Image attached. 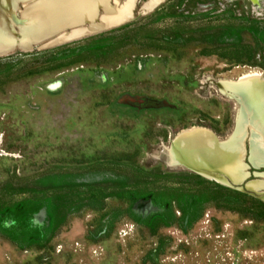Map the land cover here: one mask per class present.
<instances>
[{"label":"rangeland","instance_id":"obj_1","mask_svg":"<svg viewBox=\"0 0 264 264\" xmlns=\"http://www.w3.org/2000/svg\"><path fill=\"white\" fill-rule=\"evenodd\" d=\"M39 1L0 0L13 34ZM146 1L107 24L97 8L96 29L60 41L89 23L65 26L0 62V264H264V199L198 175L209 182L199 184L170 154L185 130L225 142L241 127V179L250 128L249 160L264 165V100L256 122L231 98H259L237 83L264 79V0H162L142 12ZM247 170L248 189L264 192V168ZM206 190L212 200L198 201ZM55 194L69 198L57 228ZM37 199L41 208L27 206Z\"/></svg>","mask_w":264,"mask_h":264},{"label":"bare ground","instance_id":"obj_2","mask_svg":"<svg viewBox=\"0 0 264 264\" xmlns=\"http://www.w3.org/2000/svg\"><path fill=\"white\" fill-rule=\"evenodd\" d=\"M6 1L9 3V0ZM161 1L147 0L142 5L141 11H149ZM135 2L136 0H126L121 9H114L110 8L107 0H40L26 8L24 13L26 21L20 27L17 35L11 32L9 24V26L4 24L7 22L1 18L3 14L0 13V45L4 46L11 41L13 42L18 37L16 40L19 44L16 47L28 49L42 37L60 32L65 26H72L81 21L89 23L87 28H72L67 32L57 35L60 41L70 40L89 30H94L100 25H97L95 22V11L97 8L104 10L100 21L102 22L101 24H107L131 17V11ZM239 83L241 87L259 95L257 100H252L245 95L239 97L241 103L239 118L243 120L252 117L253 120L258 122L254 115L260 113L263 108L261 101L262 99L264 100V79L258 74L251 72L242 75ZM260 124L263 125V122L261 121ZM255 132L260 133L257 129H255ZM242 136V128L238 127L234 136L219 144L207 130L203 128H191L180 133L177 141L172 143L173 147L170 150L171 158L178 164H184L183 162L185 161L193 163L195 169L203 166L207 169L206 173L209 177L222 183H226L227 181L220 174L227 175L229 179L236 183L239 181L241 175L239 139ZM258 152H261L260 147L257 144H252V160H256L255 155ZM249 187L253 190L257 189V186L254 184H250Z\"/></svg>","mask_w":264,"mask_h":264},{"label":"trees","instance_id":"obj_3","mask_svg":"<svg viewBox=\"0 0 264 264\" xmlns=\"http://www.w3.org/2000/svg\"><path fill=\"white\" fill-rule=\"evenodd\" d=\"M131 24H124L122 26H119L117 28H113L109 31H107L105 34H112L114 32H119V31H123V30H126L130 27ZM103 35V34H102ZM105 47H95V49H98V50H101ZM22 56H25V55H28L27 53H24V54H20ZM13 57L12 56H7V57H0V62L2 61H7L5 63H8L9 60H12ZM187 178H193V179H197L198 183L199 184H208L209 182L200 178L198 175H191ZM123 186V185H121ZM214 187L215 188H218V189H225V190H228L226 189L225 187L219 185V184H214ZM16 192H19V193H23L25 192V189L23 188H18V189H15ZM205 194V195H204ZM212 194L213 192H211L210 190H206L205 193H203L202 195H200V197L197 198V200L199 201H208V200H212ZM116 196L118 197H121V195H119L118 193L115 194ZM44 199H37L36 201L32 202V201H29L28 202V205H30V208H33V209H39L42 207V205L44 204L43 201ZM68 200L69 198H66V196H62V195H59V194H55L53 197H51V199H48L47 201V210H48V216H49V219H50V222L53 226V228H57L58 226H60L62 224V222L64 221L65 219V208H66V205L68 203ZM18 207H23L25 205L24 202H20L18 205H16L14 207V213L15 215L17 216L18 213H19V208Z\"/></svg>","mask_w":264,"mask_h":264},{"label":"water","instance_id":"obj_4","mask_svg":"<svg viewBox=\"0 0 264 264\" xmlns=\"http://www.w3.org/2000/svg\"><path fill=\"white\" fill-rule=\"evenodd\" d=\"M11 19H12V21H14V22H21L20 21V19H18V18H16L15 16H14V14H11ZM39 42H41V41H39ZM38 42V43H39ZM19 43L18 42H10V43H8V44H5L4 46H2V45H0V57H4V56H6V55H8L9 54V52L12 50H15V47H16V45H18ZM32 47V46H31ZM30 47V48H31ZM43 48V47H42ZM238 85H240L241 86V84L240 83H237ZM231 98H233V99H235L236 101H237V103L240 105V101H239V99L236 97V96H234V97H232L231 96ZM250 128H246L245 129V132H244V139H243V158H242V161H243V164H244V166H245V168H244V174H243V178H241L238 182H236V183H234V181H232L231 179H229V177L227 176V175H225V174H220V176L222 177V178H224L227 182V184L226 183H221V182H219V181H217V180H215V179H212V178H210L209 176H208V174L206 173V171H207V169L205 168V167H200L199 169H195L194 167H193V163L191 164V163H189L188 161H185V159H183V161H185V162H183L184 164H182V163H179L178 164V166H183V167H185V168H187V169H189V170H191L192 172H194V173H196L197 175H199V176H202V177H204V178H207V179H209V180H213V181H215V182H218V183H221V184H226V185H229V186H236V187H238V188H241V189H243V190H245L246 192H251V193H254V194H256L257 196H259V197H261L262 199H264V192H263V190L261 191V189H264V183L262 182V181H255V182H260V183H262L260 186H259V191H261V192H258V191H254V190H251V189H248V187H247V184L248 183H250V182H252L251 180H249V176H250V172L247 170L250 166L252 167V168H254V169H258V168H264V165H259V166H255V165H253L251 162H250V160H249V155H250V141H249V138H250ZM175 138V137H174ZM248 140V149L246 148V146H245V143H246V141ZM217 141V140H216ZM219 144H221V143H223V142H219V141H217ZM170 146H172L171 144H170ZM247 152H248V155H247ZM247 155V161H248V163H249V165L248 164H246L245 162H244V158H245V156ZM253 176H256V174H252ZM262 175V174H261ZM261 175H257V176H261Z\"/></svg>","mask_w":264,"mask_h":264}]
</instances>
